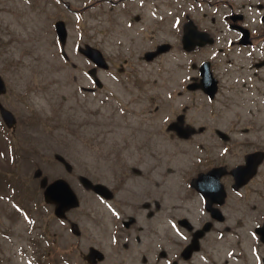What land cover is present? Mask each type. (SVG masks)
<instances>
[{"label": "rangeland", "instance_id": "1", "mask_svg": "<svg viewBox=\"0 0 264 264\" xmlns=\"http://www.w3.org/2000/svg\"><path fill=\"white\" fill-rule=\"evenodd\" d=\"M227 1L264 39V0H0V264H263L264 41L234 42ZM189 24L210 42L183 50ZM247 154L242 198L226 176L224 203L199 195L198 172ZM56 178L78 199L62 218Z\"/></svg>", "mask_w": 264, "mask_h": 264}, {"label": "water", "instance_id": "2", "mask_svg": "<svg viewBox=\"0 0 264 264\" xmlns=\"http://www.w3.org/2000/svg\"><path fill=\"white\" fill-rule=\"evenodd\" d=\"M56 31L59 35L63 34V26L58 23L56 25ZM189 36L192 37H202V33L197 32L196 30L193 29H188L184 38H185V46H188L190 44V40L188 39ZM87 53L91 56V58L95 61V62H99V58L96 56V54H94L93 52L87 51ZM216 177L215 173H211L207 176H202L199 178V181L197 183L198 187L201 188L204 191H208V189H206V186L209 187L212 186H216V183L214 181V178ZM46 192L50 193V195H52L54 201H58V200H63L65 203H69L71 202L75 197L72 193V191L69 189L68 185L61 179H57L53 182H51L47 187H46ZM203 191V192H204Z\"/></svg>", "mask_w": 264, "mask_h": 264}, {"label": "flooded vegetation", "instance_id": "3", "mask_svg": "<svg viewBox=\"0 0 264 264\" xmlns=\"http://www.w3.org/2000/svg\"><path fill=\"white\" fill-rule=\"evenodd\" d=\"M54 206L56 207L57 205H54ZM60 209H61V205L56 208V211L59 212Z\"/></svg>", "mask_w": 264, "mask_h": 264}]
</instances>
